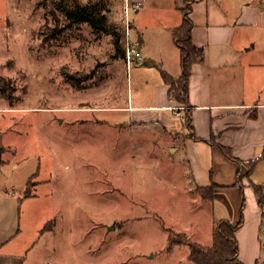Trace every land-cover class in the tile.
<instances>
[{
  "label": "rangeland",
  "instance_id": "obj_1",
  "mask_svg": "<svg viewBox=\"0 0 264 264\" xmlns=\"http://www.w3.org/2000/svg\"><path fill=\"white\" fill-rule=\"evenodd\" d=\"M57 1L0 0V86L10 89L0 93V124L15 126L3 141L10 137L18 152L0 184L22 197L21 230L7 248L22 264H195L188 245L169 247L168 238L210 244L213 201L187 183L163 129L136 126L137 108H117L153 104L159 72L117 57L112 34L66 27ZM64 1L99 4L107 24L125 32L126 50L138 39L129 21H145L150 10ZM185 126L178 118L176 128Z\"/></svg>",
  "mask_w": 264,
  "mask_h": 264
},
{
  "label": "crops",
  "instance_id": "obj_2",
  "mask_svg": "<svg viewBox=\"0 0 264 264\" xmlns=\"http://www.w3.org/2000/svg\"><path fill=\"white\" fill-rule=\"evenodd\" d=\"M124 2L128 10L150 8L145 21H129L130 31L136 30L141 42L143 57L136 63L154 62L145 66L154 67L160 78L156 79L153 104H123L118 110L137 108L133 124L163 129L169 137L168 149L179 155L181 170H186L184 177L192 189L215 187V223L229 218L237 224L243 214V224L237 229L239 258L245 264H257L264 257L263 206L255 187L262 185L264 192V0H197L193 4L192 36L196 46L205 48L206 57L195 65L190 78L192 129L173 112V106L182 104L169 96V84L161 73L162 69L179 77L183 71L173 31L181 24L185 0ZM144 29H149L148 38ZM145 83L151 84V79ZM5 106L0 104V109ZM178 118L186 125L184 131L176 128ZM5 121L4 126L0 124V147L7 149L0 171L10 161L17 162L18 156L10 137L3 141L6 131L15 127ZM223 147L236 159L227 156ZM252 159L258 163L249 174L247 162ZM12 190L0 184V264H22V255L7 248L21 230L18 204L22 197Z\"/></svg>",
  "mask_w": 264,
  "mask_h": 264
},
{
  "label": "trees",
  "instance_id": "obj_3",
  "mask_svg": "<svg viewBox=\"0 0 264 264\" xmlns=\"http://www.w3.org/2000/svg\"><path fill=\"white\" fill-rule=\"evenodd\" d=\"M197 0H185V5L182 9L183 17L181 24L177 26L173 31V37L175 42L180 48L181 52V67L183 68L182 74L179 77H174L169 71L161 69L163 81L169 84L168 93L169 96L177 100L180 104L186 105L184 108L186 124L189 129H192V112L190 106V78L193 69L197 63L205 60L206 51L203 46H196L194 44L192 30L194 28V21L191 18V12L193 4ZM55 8L58 11H62L66 17V27L72 26L76 23H88L94 27L96 32H105L112 34L115 39L116 56L120 58H127L126 49L123 45V35H121L112 23L107 24V16L102 14V10L99 9V4L94 3L88 5H78L73 7L71 4L66 3L64 0L55 2ZM57 31L56 29H53ZM141 44V43H140ZM147 65H152L154 62L146 61ZM70 81L76 84L73 80V76H68ZM2 80H5L2 78ZM1 80V81H2ZM8 85L0 86V93H8ZM225 154L229 157L236 159L231 154V151L223 147ZM3 148L0 147V165L2 160ZM258 163L257 159H252L247 162L249 174L254 171ZM256 192L260 200L261 206H263L264 215V196L263 186L256 185ZM214 186H201L196 188V191L202 193L205 198L214 200ZM207 193V194H206ZM241 220L234 224L229 218H220L217 220L213 228V240L211 244H202L197 241H193L188 235L171 234L168 238V246L172 247L174 244H185L190 248L188 257L195 264H245L239 258V242L237 237V229L243 224L244 216L241 213ZM262 245H264V222L262 224ZM257 264H264V257L259 260Z\"/></svg>",
  "mask_w": 264,
  "mask_h": 264
},
{
  "label": "built area",
  "instance_id": "obj_4",
  "mask_svg": "<svg viewBox=\"0 0 264 264\" xmlns=\"http://www.w3.org/2000/svg\"><path fill=\"white\" fill-rule=\"evenodd\" d=\"M127 21H128V17H127ZM130 32V26H128V35ZM127 53V60L130 63L135 62L139 59H142L143 55L140 51V41L137 39L135 42H132L131 38L130 41L128 42V47L126 50ZM187 107L186 105H181V106H173L172 110L175 113V115L177 117H182L183 120L186 119L185 114L183 115V113L181 112L182 110H184V108Z\"/></svg>",
  "mask_w": 264,
  "mask_h": 264
},
{
  "label": "water",
  "instance_id": "obj_5",
  "mask_svg": "<svg viewBox=\"0 0 264 264\" xmlns=\"http://www.w3.org/2000/svg\"><path fill=\"white\" fill-rule=\"evenodd\" d=\"M140 41V40H139ZM113 227H114V225H113Z\"/></svg>",
  "mask_w": 264,
  "mask_h": 264
}]
</instances>
